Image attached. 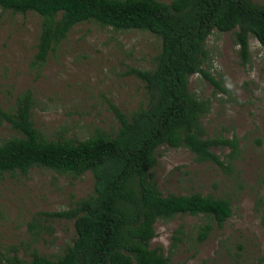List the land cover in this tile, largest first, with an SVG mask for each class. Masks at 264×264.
I'll return each mask as SVG.
<instances>
[{"label": "rangeland", "instance_id": "1", "mask_svg": "<svg viewBox=\"0 0 264 264\" xmlns=\"http://www.w3.org/2000/svg\"><path fill=\"white\" fill-rule=\"evenodd\" d=\"M168 4L172 0H157ZM262 4L264 0H252ZM40 18L0 10V143L19 137L12 120L19 96L30 90L31 121L46 140H84L97 131L114 135L125 115L144 106L143 84L130 72L149 70L160 40L142 31L116 32L93 23L76 25L39 71L30 68ZM201 74L188 79L189 92L207 100L201 118L206 137L236 140V150L212 151L221 164L198 162L187 148L160 147L152 169L164 196L199 193L227 198L232 215L204 240L203 216L189 214L155 223L151 249L169 264H263L264 226V48L249 38L243 58L232 32L214 31L205 42ZM94 193L90 172L81 176L32 168L0 175V264L34 253L50 259L73 243V220L50 216Z\"/></svg>", "mask_w": 264, "mask_h": 264}, {"label": "trees", "instance_id": "2", "mask_svg": "<svg viewBox=\"0 0 264 264\" xmlns=\"http://www.w3.org/2000/svg\"><path fill=\"white\" fill-rule=\"evenodd\" d=\"M0 10L40 18V33L30 68L39 71L68 33L93 23L116 32L142 31L160 40L152 69H132L144 86V106L129 115L113 108L119 127L114 135L97 131L79 141L46 140L31 121L30 90L19 96L12 120L19 137L0 143V175L32 168L81 176L90 172L94 193L68 210L50 216L73 220L75 238L62 255L50 259L34 253L30 261L13 255L5 264H169L151 249L157 221L177 215L203 216L204 240L211 223L222 228L232 215L227 198L199 193L164 196L152 169L160 147L187 148L198 162L221 164L212 149L236 140L207 138L201 118L207 100L189 92L188 79L201 74L205 42L214 32L234 34L241 56H248L249 38L264 48V2L252 0H0ZM216 84V83H215ZM261 223L264 226V201ZM264 264V256L262 258Z\"/></svg>", "mask_w": 264, "mask_h": 264}]
</instances>
